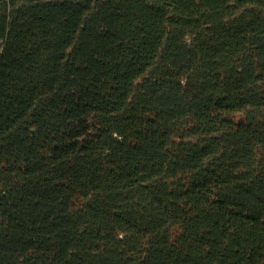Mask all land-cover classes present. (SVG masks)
Masks as SVG:
<instances>
[{
	"label": "trees",
	"instance_id": "trees-1",
	"mask_svg": "<svg viewBox=\"0 0 264 264\" xmlns=\"http://www.w3.org/2000/svg\"><path fill=\"white\" fill-rule=\"evenodd\" d=\"M0 264H264V0H0Z\"/></svg>",
	"mask_w": 264,
	"mask_h": 264
}]
</instances>
